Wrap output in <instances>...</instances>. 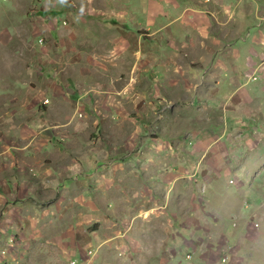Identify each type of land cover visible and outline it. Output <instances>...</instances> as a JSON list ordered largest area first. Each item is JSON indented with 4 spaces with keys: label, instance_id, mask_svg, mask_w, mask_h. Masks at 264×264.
Returning <instances> with one entry per match:
<instances>
[{
    "label": "crops",
    "instance_id": "0c3cea01",
    "mask_svg": "<svg viewBox=\"0 0 264 264\" xmlns=\"http://www.w3.org/2000/svg\"><path fill=\"white\" fill-rule=\"evenodd\" d=\"M260 18L253 15L248 33L253 44H257L252 42L254 35L264 26ZM239 21L232 20L237 23V32ZM195 23L194 37L190 33L189 38L200 40L199 51L184 54L186 59L170 57L174 60L164 64L158 56L159 63L144 71L142 85L152 88V93H161L156 99L158 103L164 101L160 104L163 109L169 97L162 93H189V100L206 110L205 119L213 125L200 131L176 135L173 130L167 137L148 139L146 135L140 137L133 120L125 116L130 125L124 128L123 140L113 135L96 137L94 131L102 123L99 111L90 113L82 104L81 115L71 117L73 103L70 100V107L69 94L61 85L48 86L41 95L32 85L21 84V88L15 81L0 85V237L11 239L25 232L30 238L29 243L14 239L11 248L0 254L2 258L13 264L20 258L22 264L20 253L33 245L36 249L28 259L31 264H61L75 256L84 262L95 253L96 260L104 264L103 257L111 252L107 245L113 242L125 247L128 258H133L139 248L155 249L160 252L152 260L155 264H168L162 255L166 250L170 254L179 250L190 253V258H184L185 264H213L208 255L211 247L198 239L206 236L214 247L220 242L218 238L226 235L215 230L224 229L235 213L244 212L238 204L239 186L229 183L231 174L246 171V163L255 164L251 158L262 157L264 33L257 48L252 46L246 56L242 52L238 61V53L225 55L220 51L223 32L214 33L218 35L215 37L206 22ZM183 26L187 28L177 21L167 22L163 28L170 27L165 33L171 30L176 41V33L184 30ZM179 62L194 75L183 87L176 86V75L169 76L176 74ZM195 65L198 69H193ZM250 73L257 78L248 80ZM107 120L110 126L121 121L116 111ZM250 130L255 135L252 139ZM122 142L123 149L118 148ZM195 175L202 179L199 194L194 187L196 180L192 181ZM119 189L125 190L124 197ZM106 193L114 194L107 203L102 199ZM226 215L230 219L226 220ZM119 220L125 228L117 229ZM198 221L202 223L198 225ZM5 222L16 229L11 231ZM88 224L92 226L88 228ZM103 227L112 230L104 233L107 245L97 246L89 257L88 248L96 246L86 238ZM224 230L228 233L227 228ZM148 238L156 239V243L150 245ZM166 244L169 246L162 252ZM231 245L226 241L224 254H229Z\"/></svg>",
    "mask_w": 264,
    "mask_h": 264
},
{
    "label": "rangeland",
    "instance_id": "374dc122",
    "mask_svg": "<svg viewBox=\"0 0 264 264\" xmlns=\"http://www.w3.org/2000/svg\"><path fill=\"white\" fill-rule=\"evenodd\" d=\"M241 8L244 12H241ZM195 12L198 15L191 19ZM253 15L264 20V0H0V85L9 84L8 81H15L21 88V84L32 85L37 88L39 95L48 86L61 85L69 94V106L70 100L73 103L71 117L81 115L82 104L89 108L90 113H93V109L96 113L99 111L102 123L98 131L90 129L96 137L97 134L104 138L113 135L123 140L124 128L126 126L127 130L130 125V121H125V116L133 120L135 132L139 136L146 135L148 139L167 137L173 130L176 135H183L186 131H200L213 126L205 119L206 110L198 109L189 100V93H162L169 100L164 109L160 108L164 101L158 103L156 98L161 93H152V88L142 85L145 84L144 71L159 63L156 60L158 56L162 58L160 64H164L174 60L170 57L186 59L184 54L199 51L200 40L192 38L190 41L189 38L191 34L194 37L197 26L195 21L206 22L212 34L222 35L223 32L220 51L225 55L238 53L240 61L242 52L246 56L250 54L249 50H253L250 49L252 46L257 48L258 38L264 33V26L261 25L259 33L254 35L257 40L254 36L252 40L257 41V44L248 39L254 22ZM234 18L240 20L239 32V28L234 26L237 23L232 22ZM170 21H179L187 27L183 26L184 30L176 33V41H173L171 30V33H165L166 28L170 27L163 28ZM179 66L176 74L172 72L169 76L176 75V86L183 87L188 85L187 82L194 75L188 74L187 66L182 62H179ZM192 67L198 69L196 65ZM247 76L248 80L257 78L253 73ZM115 111L121 121L116 122L117 126H110L107 118ZM119 127L121 130H118ZM251 131L248 136L252 139L255 135ZM170 144L175 142L170 141ZM261 145L262 157L251 158L255 164L248 162L246 164L249 166L244 168L252 171H241L235 174L237 177L231 174L233 180L229 181L233 186H239L236 188L240 192L238 204L244 212L238 215L235 213L225 226L223 224L228 233L222 227L215 230L225 232L226 235L222 234L218 238L220 242H216L214 247L206 236L198 239L211 247L207 250L213 264H264V139ZM123 147L124 142L118 148ZM196 177L192 181L196 180L197 185L194 187L198 188L199 194V182L202 179ZM124 191L119 189L122 197ZM112 197L114 194L106 193L102 199L107 203ZM106 206L103 203L102 207ZM230 215H226L225 219H230ZM197 223L200 225L202 222ZM25 224L28 225V222ZM8 225L11 231L16 229L11 222L4 223V226ZM87 226L89 228L92 224ZM119 228H125L123 220H119ZM111 231L103 227L97 229L95 235L86 238L96 246L88 248L89 257L96 252L97 246L102 248L107 245L104 233ZM162 231L166 232V228ZM124 237L123 233V241ZM14 239L18 243H29L30 238L25 232L21 233V237H0V254L11 248L9 244ZM150 240L148 238L147 242ZM226 241L232 245L226 260L222 262ZM150 243L155 244L156 239ZM122 244L126 245L125 242ZM169 244L162 246V252ZM120 245L113 242L112 247L107 245L111 252H106L105 259L103 257L104 264H155L152 260L160 256V252H155V249L141 251L139 248L133 258H128L130 256L124 251L125 247L119 248ZM25 246L27 251L29 246ZM35 249L36 246L32 245L29 251L20 253L24 260L22 264H31L28 259ZM97 255L95 253L93 258H86L84 262L79 257L75 258L79 264H100L95 258ZM162 255L167 258L168 264H185V251L170 254L166 250ZM72 258L61 264H70ZM17 262L21 264V259ZM0 264H13V261L8 262L0 255Z\"/></svg>",
    "mask_w": 264,
    "mask_h": 264
},
{
    "label": "built area",
    "instance_id": "2783aa9c",
    "mask_svg": "<svg viewBox=\"0 0 264 264\" xmlns=\"http://www.w3.org/2000/svg\"><path fill=\"white\" fill-rule=\"evenodd\" d=\"M44 100H47V99L45 98ZM186 257H189V254H187ZM226 258H227L226 255H222V257H221V261L224 262V261L226 260ZM69 263H70V264H79V263H77V260H76L75 257L72 258V259H70V260H69Z\"/></svg>",
    "mask_w": 264,
    "mask_h": 264
},
{
    "label": "clouds",
    "instance_id": "9594fccd",
    "mask_svg": "<svg viewBox=\"0 0 264 264\" xmlns=\"http://www.w3.org/2000/svg\"><path fill=\"white\" fill-rule=\"evenodd\" d=\"M187 254H189V257H186V258H190V253H187ZM187 254H186V255H187ZM186 255H185V256H186ZM222 255H226V256H228V254H224V253H223Z\"/></svg>",
    "mask_w": 264,
    "mask_h": 264
},
{
    "label": "bare ground",
    "instance_id": "6f19581e",
    "mask_svg": "<svg viewBox=\"0 0 264 264\" xmlns=\"http://www.w3.org/2000/svg\"><path fill=\"white\" fill-rule=\"evenodd\" d=\"M44 101H46V100H44Z\"/></svg>",
    "mask_w": 264,
    "mask_h": 264
}]
</instances>
